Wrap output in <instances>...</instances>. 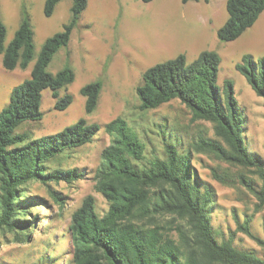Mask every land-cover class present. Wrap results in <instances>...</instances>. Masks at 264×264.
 Listing matches in <instances>:
<instances>
[{
  "label": "trees",
  "instance_id": "obj_1",
  "mask_svg": "<svg viewBox=\"0 0 264 264\" xmlns=\"http://www.w3.org/2000/svg\"><path fill=\"white\" fill-rule=\"evenodd\" d=\"M60 1L46 0L44 13L51 16ZM87 5V0H73L70 22L46 39L31 76L13 88L7 106L0 111V230H21L20 234L28 237L23 230L33 228L38 221L33 209L42 199L27 194V185L38 181L50 187L51 183L71 184L84 177L78 168H52L48 163L68 149L92 142L103 129L110 143L102 152L94 189L106 198L109 208L100 216L96 197L87 194L72 213L69 230L74 264H264V257L255 251L239 249L231 239L217 238L210 218L213 191L209 185L199 183L189 155L182 153L176 142L166 140L161 153L153 149L148 156L146 143L121 116L103 126L80 118L56 133L35 138L28 132H15L25 121L42 119L40 107L45 89L52 90L57 109H66L72 103L73 96H60L59 90L74 81V69L67 64L52 73L48 67L54 55L68 46ZM226 8L228 18L219 28L218 37L228 42L257 21L264 11V0H227ZM6 33L0 20L4 67L26 68L35 53L29 14L23 12L7 45ZM220 62L217 52L203 51L192 62L179 54L147 68L136 88L140 108L154 109L179 99L190 110L193 120L211 122L218 139L200 135L194 147L232 166L252 169L261 180L260 186L242 172L236 174L234 181L243 184L256 197L257 206L263 207L264 162L250 154L245 144L246 117L231 80L225 82L222 94L218 84ZM237 69L264 100V56L256 62L252 55H245ZM101 88V81L82 87L87 113L97 108ZM217 177L226 181L225 176ZM50 192L57 202L61 201L55 190ZM165 213L186 221V225L177 224L175 228L178 239L170 235L165 224L155 221L158 214ZM240 227L264 247V239L252 234L248 220Z\"/></svg>",
  "mask_w": 264,
  "mask_h": 264
},
{
  "label": "rangeland",
  "instance_id": "obj_2",
  "mask_svg": "<svg viewBox=\"0 0 264 264\" xmlns=\"http://www.w3.org/2000/svg\"><path fill=\"white\" fill-rule=\"evenodd\" d=\"M45 1L0 0V20L7 29L5 45L13 39L24 11L30 16L35 44L33 59L26 68L6 69L0 54V111L7 106L13 88L31 76L46 39L62 31L71 20L73 0L60 1L51 16L44 13ZM87 1L68 46L54 55L48 67L52 73L67 64L74 69V81L59 90L60 96L71 94L72 103L66 109H57L52 90L45 89L40 107L42 119L25 121L15 132H28L35 138L56 133L80 118L103 126L121 116L146 143L148 156L153 149L161 153L164 141L176 142V147L189 155L199 183L209 185L213 191L210 218L217 238L231 239L237 248L264 257V247L240 227L248 220L252 234L264 239V206L258 207L254 194L234 181L242 172L260 186L258 176L252 169L232 166L212 153L196 150L194 143L200 135L218 137L211 122L193 120L179 99L142 110L136 92L144 71L159 62L179 54L192 62L203 51L217 52L221 58L218 84L222 94L225 82L231 80L246 117L245 144L250 154L264 162V100L237 69L245 55H252L256 62L264 56V11L241 36L226 42L219 39L218 30L228 18L227 0ZM94 81L102 82L99 103L92 113H87L81 89ZM109 143V136L101 129L92 142L68 149L49 161L52 168H78L84 172V177L73 183L61 181L47 187L33 181L27 185V194L42 199L33 209L38 221L33 228L23 230L28 237L22 236L21 230H0V264H74L69 230L72 213L87 194L96 197L100 216L109 208L106 198L94 189L102 152ZM219 175L228 182L219 180ZM50 190H55L61 201L57 202ZM155 221L165 224L177 239V224L186 225L184 219L169 213L158 214Z\"/></svg>",
  "mask_w": 264,
  "mask_h": 264
},
{
  "label": "crops",
  "instance_id": "obj_3",
  "mask_svg": "<svg viewBox=\"0 0 264 264\" xmlns=\"http://www.w3.org/2000/svg\"><path fill=\"white\" fill-rule=\"evenodd\" d=\"M226 3H227V2H226ZM260 15H261V14H260ZM263 15H264V14H263ZM263 15H262V16H263ZM258 19H259V18H258ZM258 19H257V20H258Z\"/></svg>",
  "mask_w": 264,
  "mask_h": 264
}]
</instances>
